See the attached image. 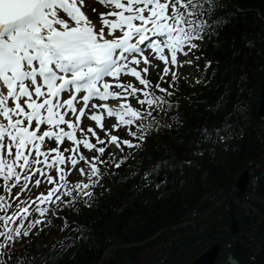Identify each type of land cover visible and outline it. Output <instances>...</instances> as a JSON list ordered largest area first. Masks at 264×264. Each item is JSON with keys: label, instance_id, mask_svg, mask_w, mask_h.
I'll return each mask as SVG.
<instances>
[{"label": "snow or ice", "instance_id": "6c2138e0", "mask_svg": "<svg viewBox=\"0 0 264 264\" xmlns=\"http://www.w3.org/2000/svg\"><path fill=\"white\" fill-rule=\"evenodd\" d=\"M98 2L108 11L94 21L82 10L85 0H0V264H60L65 256L75 257L69 250L85 228L61 213L91 207L95 188L118 175L154 132L183 127L179 106L171 99L175 92L169 89H176L180 79L175 69L193 60L178 56L199 50L197 41L206 36L218 38L235 15H217L225 0ZM156 60L164 64L162 71ZM211 67L212 61H206L196 83L207 86L215 79L216 70L208 77ZM152 69L159 75L155 84L149 79ZM123 76L134 79L124 81ZM230 95L225 85L205 111L218 113ZM110 100L116 103L110 105ZM247 108L237 98L219 127H209L207 121L198 126L197 147L231 138L238 121L230 118H249ZM121 128L130 138L114 134ZM65 140L71 147L62 150ZM50 141L57 146L48 147ZM197 154L203 153L193 152ZM161 164L174 167L171 160H158L141 179L150 183ZM141 166L130 165L121 181L139 175ZM72 175L80 179L72 181ZM42 184L48 185L46 192L39 191ZM33 188L37 194L28 195ZM14 189L19 191L13 195ZM56 220L62 223L56 225ZM52 228L58 235L43 259L16 248L21 240Z\"/></svg>", "mask_w": 264, "mask_h": 264}, {"label": "trees", "instance_id": "16d2710c", "mask_svg": "<svg viewBox=\"0 0 264 264\" xmlns=\"http://www.w3.org/2000/svg\"><path fill=\"white\" fill-rule=\"evenodd\" d=\"M232 1L245 11L232 17L219 33L216 44L219 42L220 46H213L212 52L221 62L219 73L207 86L203 101L196 104L194 114L186 118L185 126L179 132L166 130L156 140L155 144L161 147L155 146L154 153L163 160H171L174 165L172 168L166 165L165 187L157 193L148 190L139 196L126 194L107 199L97 211L98 220L93 216L84 218L83 235L87 238L80 239L69 250L76 253L75 257L65 256L60 264H95L108 246L118 247L108 264H136L145 247L134 246L135 243L157 234L146 245L153 246L156 252V245L166 242L168 235L171 237L174 232L178 234L170 242L172 247H165L167 252L170 248L176 251L174 255L154 253L144 264H183L213 241H220L224 249L243 264H264V133L260 138L255 137L256 122L248 112L247 127L230 141L228 149L213 151L210 149L213 141H210L207 152L196 156L190 167H182L179 163L184 145L193 135L197 139L195 129L206 121L208 125L219 122L232 110L237 98L243 104L250 92L244 83L254 85L259 78L257 69L262 65L263 30L257 13L264 15V0ZM249 41L253 42L252 46ZM245 53L247 60L245 72H242L239 65ZM242 76L246 77L244 81L240 79ZM225 85L231 92L225 97L229 101L227 106L216 114L206 112L207 105L225 91ZM252 163L256 166L247 190L249 202L247 206L238 207L241 230L233 234L229 229L227 201L234 194L237 177ZM193 244L197 247H192ZM181 249L183 252L178 254Z\"/></svg>", "mask_w": 264, "mask_h": 264}, {"label": "water", "instance_id": "95a60500", "mask_svg": "<svg viewBox=\"0 0 264 264\" xmlns=\"http://www.w3.org/2000/svg\"><path fill=\"white\" fill-rule=\"evenodd\" d=\"M233 219V230H237L238 223L234 220V215L231 213ZM219 250V245L214 244L207 251L202 253L196 260H194L191 264H211L213 260L216 258ZM228 262L230 264H237V262L229 256Z\"/></svg>", "mask_w": 264, "mask_h": 264}]
</instances>
